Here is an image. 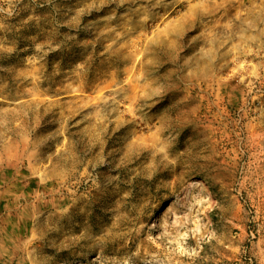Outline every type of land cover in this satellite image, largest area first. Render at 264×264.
I'll return each mask as SVG.
<instances>
[{"label":"rangeland","instance_id":"obj_1","mask_svg":"<svg viewBox=\"0 0 264 264\" xmlns=\"http://www.w3.org/2000/svg\"><path fill=\"white\" fill-rule=\"evenodd\" d=\"M0 264H264V0H0Z\"/></svg>","mask_w":264,"mask_h":264},{"label":"bare ground","instance_id":"obj_2","mask_svg":"<svg viewBox=\"0 0 264 264\" xmlns=\"http://www.w3.org/2000/svg\"><path fill=\"white\" fill-rule=\"evenodd\" d=\"M221 47V46H220ZM223 57V56H222ZM208 67V66H207ZM216 69V68H215Z\"/></svg>","mask_w":264,"mask_h":264}]
</instances>
